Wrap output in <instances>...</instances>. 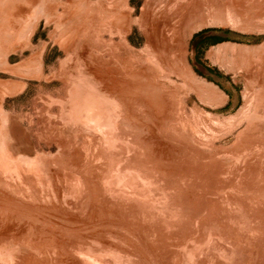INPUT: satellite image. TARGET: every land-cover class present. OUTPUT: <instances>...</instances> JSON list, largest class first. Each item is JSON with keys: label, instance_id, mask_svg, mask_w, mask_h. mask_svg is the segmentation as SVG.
I'll use <instances>...</instances> for the list:
<instances>
[{"label": "rangeland", "instance_id": "obj_1", "mask_svg": "<svg viewBox=\"0 0 264 264\" xmlns=\"http://www.w3.org/2000/svg\"><path fill=\"white\" fill-rule=\"evenodd\" d=\"M0 264H264V0H0Z\"/></svg>", "mask_w": 264, "mask_h": 264}]
</instances>
